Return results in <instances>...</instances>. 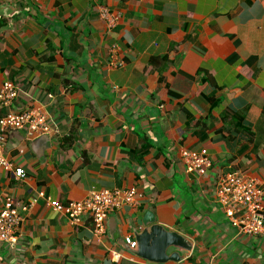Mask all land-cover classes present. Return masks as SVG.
<instances>
[{"label": "crops", "instance_id": "obj_1", "mask_svg": "<svg viewBox=\"0 0 264 264\" xmlns=\"http://www.w3.org/2000/svg\"><path fill=\"white\" fill-rule=\"evenodd\" d=\"M0 15V88L15 82L12 108L52 129L7 132L26 176L0 168V210L12 198L22 217L0 264H264V236L239 234L215 196L230 171L264 187V0H0ZM183 147L208 150L206 175L185 170ZM131 187L141 199L101 237L48 204ZM153 224L189 249L136 253L126 237Z\"/></svg>", "mask_w": 264, "mask_h": 264}, {"label": "built area", "instance_id": "obj_2", "mask_svg": "<svg viewBox=\"0 0 264 264\" xmlns=\"http://www.w3.org/2000/svg\"><path fill=\"white\" fill-rule=\"evenodd\" d=\"M1 19V15H0ZM113 51H116L114 47ZM124 61L115 58L111 66H122ZM19 88L13 81H5L0 88V168L13 173L16 179L26 176L25 170L15 167L5 155L7 132L24 129L31 138L50 135L52 129L46 116L36 109L15 111L12 106L18 98ZM181 156L185 170L196 176H204L212 166L207 149L192 150L183 147ZM216 201L239 234L264 236V187L261 180L240 171H230L217 182ZM141 199L137 189L100 190L90 192L84 199L62 203L48 200L56 211L63 213L69 221L80 224L85 216L93 221L92 233L101 237L106 231L110 214L123 203L135 205ZM22 217L18 213L14 200L8 198L0 210V242L14 246L18 241V230ZM126 243L132 248L137 242L126 237Z\"/></svg>", "mask_w": 264, "mask_h": 264}, {"label": "water", "instance_id": "obj_3", "mask_svg": "<svg viewBox=\"0 0 264 264\" xmlns=\"http://www.w3.org/2000/svg\"><path fill=\"white\" fill-rule=\"evenodd\" d=\"M50 135H42L38 139H49ZM37 140V139H36ZM39 141V140H38ZM151 219H149L150 221ZM151 222H154L151 221ZM136 253L149 259L165 261L169 258L166 251L170 246L189 249L187 239L174 231H169L158 224H153L150 228L144 229L137 235Z\"/></svg>", "mask_w": 264, "mask_h": 264}]
</instances>
